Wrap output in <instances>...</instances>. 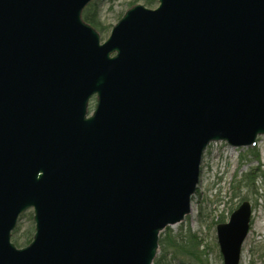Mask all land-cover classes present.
<instances>
[{"label": "water", "instance_id": "1", "mask_svg": "<svg viewBox=\"0 0 264 264\" xmlns=\"http://www.w3.org/2000/svg\"><path fill=\"white\" fill-rule=\"evenodd\" d=\"M92 1L0 0V264H153L209 145L264 135V0L136 3L106 40ZM251 220L217 224L224 264Z\"/></svg>", "mask_w": 264, "mask_h": 264}, {"label": "rangeland", "instance_id": "2", "mask_svg": "<svg viewBox=\"0 0 264 264\" xmlns=\"http://www.w3.org/2000/svg\"><path fill=\"white\" fill-rule=\"evenodd\" d=\"M130 1L132 0H97L100 21L106 25L104 32L99 31L102 40L109 37L113 25L125 11L136 4L130 5ZM137 3L145 4V1L139 0ZM95 103L94 97L90 102V111L94 109ZM247 172H252L255 176L250 190L243 186V182L240 183ZM244 200L250 201L252 205V223L243 244L241 264H264V135L259 136L256 144L249 147H234L222 140L211 143L203 157L192 213L183 222L168 226L162 232L166 235L170 230L173 234H178L192 229L207 247L210 264H224L217 240V224H213V221L218 220L222 214L223 222L229 221L231 213ZM30 213L32 210L25 212L18 224L20 230L15 236L21 242V245L17 244L20 247L27 244H22L29 238L24 235L34 234L33 213L32 218ZM257 220L260 221L259 226L255 224ZM159 256L160 249L156 257ZM166 263L184 264L171 253L168 254Z\"/></svg>", "mask_w": 264, "mask_h": 264}, {"label": "trees", "instance_id": "3", "mask_svg": "<svg viewBox=\"0 0 264 264\" xmlns=\"http://www.w3.org/2000/svg\"><path fill=\"white\" fill-rule=\"evenodd\" d=\"M139 0H132L130 1V5L137 3ZM145 5L149 7H155L158 3L157 0H144ZM83 19L94 27H96L99 31L104 32L106 25L100 21V17L98 14V4L97 0H93L89 3L83 13ZM255 176L252 172H247L240 183L243 184L249 190L251 189ZM233 187H235L233 185ZM245 197H243L244 199ZM32 218V213H30ZM25 216V213L21 215V218ZM224 215H220L218 220H214L213 224H218L223 222ZM20 230L19 226L13 232V240L16 244L21 245L18 237L15 235ZM31 233V232H30ZM29 238L24 240V243H29L31 241V234L24 235ZM159 249L161 251V256L156 257L153 264H167L166 259L168 254H172L174 258H179L184 264H210L208 250L205 247L202 238L198 235L197 232L193 231L192 229H188L185 232L181 231L178 234H173L170 230L166 232V235L162 232L160 235L159 240Z\"/></svg>", "mask_w": 264, "mask_h": 264}, {"label": "bare ground", "instance_id": "4", "mask_svg": "<svg viewBox=\"0 0 264 264\" xmlns=\"http://www.w3.org/2000/svg\"><path fill=\"white\" fill-rule=\"evenodd\" d=\"M255 224L259 226L260 225V221L259 220L255 221Z\"/></svg>", "mask_w": 264, "mask_h": 264}]
</instances>
